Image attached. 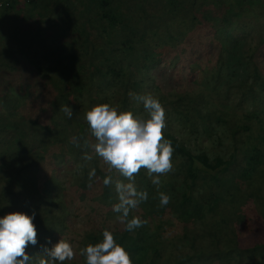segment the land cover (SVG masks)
<instances>
[{"label": "trees", "instance_id": "obj_1", "mask_svg": "<svg viewBox=\"0 0 264 264\" xmlns=\"http://www.w3.org/2000/svg\"><path fill=\"white\" fill-rule=\"evenodd\" d=\"M147 93L173 167L159 186L141 167L148 199L121 218L127 178L94 152L84 113L145 118ZM16 210L36 213L33 261L63 238V264H86L79 250L108 228L133 264H264V0H0V215ZM132 216L147 223L126 230Z\"/></svg>", "mask_w": 264, "mask_h": 264}, {"label": "clouds", "instance_id": "obj_2", "mask_svg": "<svg viewBox=\"0 0 264 264\" xmlns=\"http://www.w3.org/2000/svg\"><path fill=\"white\" fill-rule=\"evenodd\" d=\"M132 95V93H129ZM135 99L143 103L147 112L145 118L134 115L131 110H120L108 103H97L88 108L84 119L88 123L95 143L94 152L108 165L109 171L116 169L127 178V182L116 181L118 202L113 211L127 218L131 209L148 199V193L138 190L133 183L134 174L141 167L147 169L152 183L159 186L160 174L169 172L172 167V147L170 141L163 138L165 110L158 97L147 93L136 95ZM67 117L73 109L62 106ZM71 143L79 146V138L71 137ZM87 143V141H86ZM85 159H92L85 153ZM156 174V175H153ZM95 175V169L89 172V179ZM105 185L112 183L111 176H105ZM159 203L168 204L170 197L159 192ZM35 212L16 210L0 215V264H63L74 256L72 244L66 239L43 246L44 256L33 261L26 251L28 245L37 244V227L34 223ZM147 223L138 216L127 219L126 230L132 231ZM102 238L95 243H88L79 251L86 264H133L129 252L119 243L108 228L103 229Z\"/></svg>", "mask_w": 264, "mask_h": 264}]
</instances>
